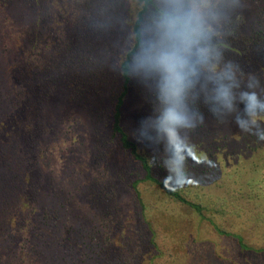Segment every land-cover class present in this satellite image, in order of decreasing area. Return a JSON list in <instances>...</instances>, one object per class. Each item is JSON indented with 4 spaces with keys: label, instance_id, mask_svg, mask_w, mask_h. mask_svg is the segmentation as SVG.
Wrapping results in <instances>:
<instances>
[{
    "label": "trees",
    "instance_id": "1",
    "mask_svg": "<svg viewBox=\"0 0 264 264\" xmlns=\"http://www.w3.org/2000/svg\"><path fill=\"white\" fill-rule=\"evenodd\" d=\"M31 2L38 7V16L51 31L52 39H46L47 47L53 46L56 60L63 67L71 100L81 92L83 97L75 100L81 103L86 97L83 94H97L100 85L110 82L113 70L118 75L115 90L108 95L109 128L104 141L107 152L96 153L97 170L85 191L87 200H91L96 209L86 236L92 245L90 257L95 258L94 264H171L185 257L199 259L198 264L213 261L245 264L232 261L236 258L245 261L252 256L264 264V212L242 203L245 193L240 187L214 194L209 191L211 184L203 180L202 183L192 179L184 184L173 183L168 178L169 168L164 159L142 150L140 143L130 136L124 120L128 110L126 102L136 84L130 69L133 58L149 36L148 28L164 8L161 0ZM261 10L256 12L248 30L240 16L228 19L220 32H209L210 63L199 64L194 55L190 58L181 101L196 117L211 116L218 121L236 122L239 115L247 119L245 104L239 98L244 91L256 92L258 99L264 102V11L261 13ZM98 39L102 41L95 46ZM226 65H231L239 85L233 89L235 111H229L216 98L219 85L229 83L221 77ZM37 67L33 56L29 55L14 66L6 78L12 90V101L0 113V264L22 263L19 256L30 244L29 236H42L49 220L59 221L66 207L64 203L63 208L45 204L61 194L42 190L47 184L45 170L51 167L46 153V147L50 146L47 142L50 127L42 111L53 91L52 81L47 75L39 77ZM111 83L114 84L112 80ZM250 83L253 84L251 88ZM81 88L84 90L80 91ZM107 89L113 90V87ZM156 94L160 104H165L159 87ZM250 127V132L242 133L243 148H237V151H243L245 156L250 150L257 151L261 147L263 153L249 162L246 173L252 175L241 186L242 189L249 186L254 198H264V141L256 136L258 131L264 130V125L260 129ZM246 139L247 146L244 144ZM237 151L233 150L234 153ZM240 158L242 163L239 165H243L245 158ZM107 164L116 169V176L125 185L137 217L134 239L130 243L124 233L122 215L114 207L116 193L114 183L107 180L112 176L107 171ZM215 181L216 178L213 184ZM149 189L160 201L145 200L144 193ZM50 194L54 197H47ZM163 202L180 209L178 214L186 210L196 220L197 227L186 237L169 234L180 227L176 221L179 218H161L156 208ZM150 210H154V217L149 215ZM204 228L219 237V248L213 240L199 237V231ZM42 238H45L44 234Z\"/></svg>",
    "mask_w": 264,
    "mask_h": 264
},
{
    "label": "rangeland",
    "instance_id": "2",
    "mask_svg": "<svg viewBox=\"0 0 264 264\" xmlns=\"http://www.w3.org/2000/svg\"><path fill=\"white\" fill-rule=\"evenodd\" d=\"M161 4L164 5L162 0ZM183 4L186 8L191 7L199 12L205 20L206 28L212 33L223 30L228 19L240 16L244 18V28L248 30L256 12L260 9H262L261 13L264 11V0H183ZM39 16L38 7L34 6L31 0H0V113L12 101L10 100L12 90L6 83L9 72L25 57L33 56L40 71L39 77L44 78V75H47L52 81L53 91L44 103L42 111L50 127V139L47 140L50 146L46 147V153L51 164V167L45 170L47 184L42 190L58 195L60 193L61 196L45 204L63 208L64 203L66 207L61 209L59 221L49 220V224L45 226L46 232L43 233L44 239H41L43 234L33 236L35 238L29 236L30 244L23 248L19 258L24 264H94L95 258L90 257L92 245L86 236L93 224L96 209L92 201L87 200L85 191L92 183L97 170L96 153L105 150V153L107 152V143L104 144V141L109 128L110 98L108 95H111L110 91L115 90L118 75L113 70L111 72L113 78L108 80L110 82L100 85L97 94H83L86 97L82 99V104L75 101L79 96L83 97L81 92L77 94L75 100H71L63 77L65 75L63 67L56 60L51 48L53 46L47 47L46 39L48 41L52 39L51 31L47 28V23ZM100 41L102 39H98L95 46H98ZM134 79L136 84H133L126 102L128 110L124 116L130 136L140 143L142 150L152 156L162 157L164 164L169 168L170 163L172 165L177 163L175 152L168 144L166 133L158 132L157 127L165 110L173 105L160 104V100L157 99L158 86L155 79H143L135 74ZM109 87H113V90L107 89ZM81 90L84 89L81 88ZM152 104L155 106L153 107ZM180 104L189 123L194 124L195 128L178 127L177 131L181 139L187 138L195 146L197 156L202 160L199 163L191 158L188 159L186 169L188 179L210 183L209 191L214 194H219L218 192L223 194L224 189L229 192L240 187L245 193V196L241 198L242 203L260 213L264 212V198H254L255 195L250 191L249 186L244 189L241 186L252 175L246 173L249 162L263 153V149L258 147L257 151L250 150L248 155L243 156V151L238 153L237 148H243L242 133L244 131L239 129L236 122L218 121L211 116L197 115L196 117L181 100ZM225 118L229 119L228 116ZM144 121H147V125L143 126V131L147 135L141 133ZM247 141L248 139L245 140V145ZM97 142H101L98 147L95 146ZM233 150L237 152L234 153ZM240 157L245 158L243 165H239L242 163ZM119 158L122 159L121 156ZM106 168L112 175L107 178L108 182L114 183L113 190L116 193H114L116 196L114 207L122 215L125 225L124 233L130 243L134 239L137 217L125 185L116 176V169L111 164H107ZM214 178H216L214 184L218 188L213 184ZM255 186L258 185L255 184ZM1 187L2 180H0V189ZM47 197L54 196L50 194ZM144 197L145 200L160 201L151 189L144 193ZM40 202L42 200H39ZM156 209L161 218H179L176 221L180 227L177 231L171 230L169 234L186 237L197 227L196 220L186 210L178 214L180 209L173 204L168 206L163 202ZM149 215L154 217V210H150ZM51 229L55 231L51 233ZM199 234L202 239L213 240L219 248L221 241L219 242L215 232L204 228L199 231ZM260 261L259 258L252 256L245 261L236 258L232 262L261 264ZM199 262V259L185 257L171 264H198ZM221 263V261H213L206 264Z\"/></svg>",
    "mask_w": 264,
    "mask_h": 264
},
{
    "label": "clouds",
    "instance_id": "3",
    "mask_svg": "<svg viewBox=\"0 0 264 264\" xmlns=\"http://www.w3.org/2000/svg\"><path fill=\"white\" fill-rule=\"evenodd\" d=\"M164 8L160 15L148 28L149 36L144 40L140 50L133 58L131 72L143 79H155L162 93V100L171 103L159 121L157 131L166 133L168 144L174 149L177 163H170L168 178L176 184L188 182L187 161L189 158L200 162L195 146L187 138L181 139L177 128H195L190 124L180 104L184 91V81L187 78L186 69L190 66V58L194 55L199 64L210 63L209 29L205 26L203 16L195 9L186 8L183 0H162ZM204 45V46H201ZM219 59V54H217ZM221 77L229 83H221L217 89V99L221 100L229 111H235L236 96L234 88L239 87L231 65H226ZM258 83V82H257ZM250 88L253 84L248 85ZM240 100L244 102V115L247 119L236 118L239 129L250 132L251 126L260 129L264 125V102L258 99L256 92H241ZM215 112V109H213ZM147 121L142 122L143 126ZM135 136V133H133ZM256 136L264 141V130L258 131ZM138 140L139 138L136 137Z\"/></svg>",
    "mask_w": 264,
    "mask_h": 264
}]
</instances>
